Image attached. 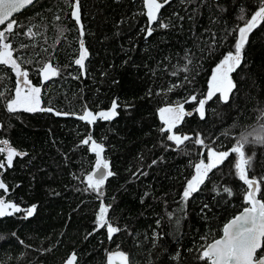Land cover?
I'll use <instances>...</instances> for the list:
<instances>
[{"label": "trees", "instance_id": "obj_1", "mask_svg": "<svg viewBox=\"0 0 264 264\" xmlns=\"http://www.w3.org/2000/svg\"><path fill=\"white\" fill-rule=\"evenodd\" d=\"M241 6L251 14L257 2L171 0L158 14L170 26L154 24L152 35L145 38L142 0H80L82 38L89 54L85 75L72 63L81 37L69 17L68 0H36L12 17L25 26L18 31L32 27L38 33L21 35L13 43L18 50L21 42L27 45L14 56L35 57L24 66L41 87L42 107L75 115L9 114L0 105V139L26 153L14 157L12 167L3 172V182L11 189L8 200L23 209L36 206L28 219L23 213L0 218V264H64L73 252L78 264H106V252L114 250L126 253L130 264H202L196 249L218 238L224 224L243 211L246 186L236 176L237 157L232 155L183 201L186 181L201 158L207 162L206 152L192 142L173 150L175 145L161 134L158 109L207 93L216 65L234 51L235 41L226 32L241 23ZM61 27L67 29L63 35ZM49 59L61 75L41 84L36 61ZM185 64L188 72L182 70ZM230 75L237 87L229 102L214 98L206 105L204 120L194 104H185L193 115L174 131L193 137L200 133L206 143L229 150L241 132L264 123V24L250 35L242 65ZM14 84L10 75L0 80V91L8 92ZM113 99L121 107L111 121L88 125L77 118L85 107L93 112L109 109ZM129 104L133 107H123ZM89 133L104 147L103 159L113 173L103 185L102 199L111 205V222L122 230L111 241L104 229L89 235L99 209L97 195L85 191V177L96 162L95 154L80 143ZM246 157L253 158L249 177L264 176V145L246 146ZM223 187L233 194L223 193Z\"/></svg>", "mask_w": 264, "mask_h": 264}, {"label": "snow or ice", "instance_id": "obj_2", "mask_svg": "<svg viewBox=\"0 0 264 264\" xmlns=\"http://www.w3.org/2000/svg\"><path fill=\"white\" fill-rule=\"evenodd\" d=\"M35 2L36 0H0V26H3L0 27V80L9 78L10 75L15 76L14 88L8 92L0 91V105H3L9 114L24 111L30 113L52 112L57 116L75 115L74 113L55 110L51 106L42 107L41 87L32 84L29 78V68L24 66L31 64L35 57L24 59L19 55L14 56V53L26 48L27 45L21 42L18 50L14 46L13 41L17 40L21 35L31 38L38 33L34 32L32 27H27L23 32L18 31V29L25 28V26L19 24L16 19H13V14L19 13L26 6L34 5ZM170 2L171 0H162V2L160 0H142L143 7L147 10L145 13L147 16V27L142 29V31L146 32L145 38L152 35L154 24L158 23L159 27L164 29L170 26L169 23L160 22V17L158 16L161 9ZM256 2L257 9L251 14L248 13L245 7L241 6L237 17L241 23L231 29V31L226 32V36H231L235 41L232 45L234 51L229 50L216 65L209 81L207 93L201 94V96L192 94L182 102L170 103L158 109L159 118L163 124V127L160 129L161 134L166 136L167 141L175 145V149L173 150H181V146L185 145L186 142H192L198 149H203L206 152L207 162H205L204 158H201L194 165V174L186 181L182 194L183 201H187L194 192H197L200 186L204 184L208 174L213 169L224 164L232 155L237 157L234 163L236 176L246 186L243 196L246 206L243 208V211L224 224L222 229L223 235L220 238L214 239L212 242L196 249L199 253L197 259L202 264H264V199L258 198L264 197V176L259 178L249 177V172L252 170L251 161L253 158L246 157V146L250 144L264 145V123H260L259 128L241 132L229 150H219L211 144L206 143L205 138L200 133H197L193 137L189 134H180L174 131L184 121L186 116L193 115L192 111H186L185 104H194V112L199 115L201 120H204L206 119V105L210 101H214V98L218 102H229L230 95L237 87L230 74L242 65L244 49L249 42L250 35L259 26L264 24V0H256ZM68 10L70 19L74 20L75 24L79 26V35L81 37L78 55L72 63L79 67L80 75H85V60L89 54L82 38L84 30L81 24L80 0H68ZM56 19L60 20L61 18L57 16ZM180 19H183V17H180ZM66 30L61 27L59 29L60 34L63 35ZM213 39L215 40V37ZM186 59L189 60V63H192L191 59L188 57ZM36 63L39 66L35 69V72L41 79V84L61 75V69L54 66L51 59L43 63L37 60ZM182 70L188 72V64H185ZM177 74L178 71L173 72V75ZM78 78L73 77V79ZM184 79L191 82L188 76H185ZM182 86L173 85V89ZM173 89H169V91ZM217 94H219L218 97ZM120 107L121 104L118 102V99H113L109 109L93 112L85 107L82 114L78 115L77 118L88 125L94 124L98 119L111 121L119 114L117 110ZM123 107L130 109L133 105L129 104ZM262 119H264V116H262ZM80 143L83 146H88V150L95 154L96 157L95 166L91 173L86 175L84 181L87 185L85 191L94 192L99 199V209L95 216L94 231L89 235L104 229L106 230L108 240L111 241L113 236L122 230L111 222L108 216L111 205H106L102 199L104 196L103 185L106 179L112 176L113 173L109 168L108 162L101 158L104 147L94 140L90 133ZM24 155L26 153H21L10 146L9 140L0 139V218L23 213L22 218L28 219L34 214L35 205L23 209L14 201L8 200V194L11 189L2 179L3 172L12 167L14 157H22ZM155 163L156 161L154 160L153 164ZM222 191L229 196L233 194L228 187H223ZM169 218H172L171 213L169 214ZM176 222L179 223L178 218ZM157 236L158 234L153 237L154 247L156 246L155 240ZM20 243L22 244L23 242L20 241ZM44 251L49 250L46 249ZM115 259H118L120 264H130L128 255L123 251L106 252V264H114ZM64 264H78L77 254L75 252L71 253L64 261Z\"/></svg>", "mask_w": 264, "mask_h": 264}, {"label": "water", "instance_id": "obj_3", "mask_svg": "<svg viewBox=\"0 0 264 264\" xmlns=\"http://www.w3.org/2000/svg\"><path fill=\"white\" fill-rule=\"evenodd\" d=\"M27 7H28V6H26L25 8H27ZM25 8H24V9H25ZM24 9H22L21 11H23ZM21 11H20V12H21ZM15 14H17V13H14L13 16H14ZM0 27H1V26H0ZM186 111H192V112H193V110H186ZM240 213H241V212H239V213L236 214V215H239ZM236 215H235V216H236ZM235 216H234V217H235ZM234 217L230 218L227 222H229L230 220H232ZM227 222H226V223H227ZM226 223H225V224H226ZM222 235H223V232L221 233V235H220L218 238H220ZM218 238H216V239H218ZM211 242H212V241H211ZM209 243H210V242H209ZM115 251H116V250L111 251V252H115ZM114 264H120V261H119L118 259H115V260H114Z\"/></svg>", "mask_w": 264, "mask_h": 264}, {"label": "flooded vegetation", "instance_id": "obj_4", "mask_svg": "<svg viewBox=\"0 0 264 264\" xmlns=\"http://www.w3.org/2000/svg\"><path fill=\"white\" fill-rule=\"evenodd\" d=\"M29 78H30V80H31V82H32V84L34 85V86H38L37 84H35L34 83V80H33V78L29 75Z\"/></svg>", "mask_w": 264, "mask_h": 264}, {"label": "rangeland", "instance_id": "obj_5", "mask_svg": "<svg viewBox=\"0 0 264 264\" xmlns=\"http://www.w3.org/2000/svg\"><path fill=\"white\" fill-rule=\"evenodd\" d=\"M101 158L103 159V156H102V154H101Z\"/></svg>", "mask_w": 264, "mask_h": 264}]
</instances>
